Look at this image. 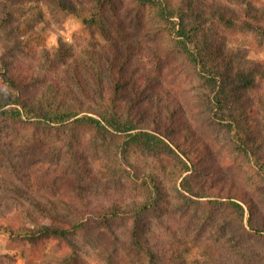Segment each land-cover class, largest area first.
<instances>
[{
    "label": "rangeland",
    "instance_id": "1",
    "mask_svg": "<svg viewBox=\"0 0 264 264\" xmlns=\"http://www.w3.org/2000/svg\"><path fill=\"white\" fill-rule=\"evenodd\" d=\"M252 1L115 0L119 30L115 25L118 19L111 18L103 28L94 27L88 33L81 15L63 10L53 0H0V89L4 88V61L10 65L28 61L38 67L57 50L72 53L69 59L81 56L84 49L98 52L107 43L104 30L116 49H124L125 44L133 48L136 64L179 99L197 136L207 143L196 148L189 136L185 141L190 151L195 148L199 154L194 160L199 161L201 174L191 176L183 171L182 156L177 152L132 145L129 135L134 130L113 132L109 127L112 142L108 136L102 139L90 130H79L81 144L77 145L78 139L65 131L66 127L53 124L35 141L29 138L30 123L0 117L4 151L0 153V224L33 227L38 222L73 218L89 222L86 229L68 239L42 238L35 243L0 231V264H245L263 254L262 241L247 236L240 226L224 223L233 209H223L220 201L225 198L215 192L222 183L214 178L211 185L208 178L212 175L211 153L213 163L222 162L225 178H236L246 187L254 201V214L264 211V167H259L264 162L246 161L234 134H229L226 124H216L206 106L208 97L214 95L211 85L216 80L225 85L224 77L231 71L253 69V86L238 91L240 100L229 98L228 102L237 103L240 117L248 114L251 120H259L251 127L264 137V112L253 113L250 108L257 103V94L264 93V34L247 24L246 16L232 19L228 26L218 24L213 14L229 8H264V0ZM71 3L85 11L90 6L88 0ZM194 7L205 20H196ZM7 11L10 17L1 21ZM191 29L197 30L195 45L181 40L186 30L193 32ZM19 40L24 41L23 53L13 48ZM145 40L153 49L165 51V57L160 56L162 62L140 49L137 42ZM204 46L206 54L201 51ZM203 54L204 68L200 63ZM127 85L131 89L130 83ZM140 109L122 116L119 129L140 120ZM162 125L160 131L166 132ZM122 143L128 145L126 153L117 148ZM79 147L86 153L83 173L74 153ZM199 192L203 196H197ZM110 204L125 208L149 205L141 228L145 247L132 243V221L127 215L114 219L110 228L92 222L95 210ZM248 215L245 206V218Z\"/></svg>",
    "mask_w": 264,
    "mask_h": 264
},
{
    "label": "trees",
    "instance_id": "2",
    "mask_svg": "<svg viewBox=\"0 0 264 264\" xmlns=\"http://www.w3.org/2000/svg\"><path fill=\"white\" fill-rule=\"evenodd\" d=\"M53 1L65 11L81 15L84 23L83 29L88 33H92L94 27L103 28L104 24H109L108 21L111 18L115 20L119 18L115 0H88L90 6L86 7V11L75 8L71 0ZM2 6L7 8L6 3H3ZM194 10L197 21L206 19L201 12L197 11L196 7ZM213 14L218 17V24L228 26L232 25V19L246 16L244 18L249 20L246 23L264 34V8L260 5L239 8L238 10L229 8L228 11ZM7 16L10 17L8 11L1 21H6ZM115 25L119 30V19ZM102 31L107 43L102 45L98 52H90L84 49V54L69 59L68 57L72 53L57 50L53 58L47 62L39 63L38 67H33L28 61L17 62V64L12 65L8 61H4L2 68L4 88L0 89V117L5 120L30 123L31 135L29 138H34L35 141L41 138L43 130L45 132L53 124L66 127L65 131L78 139L77 145L81 144V137L77 133L79 130H90L94 136L102 139H106L109 135V127L113 132L134 130L129 135L132 145L139 148L146 147L149 151L152 148L159 151L177 152L182 156L179 158L183 164V171L189 172L191 176H200V163L198 160H194L199 157V154L195 148L190 151L186 147L185 141L189 140V136L196 148H200L202 144L203 147H206L207 143H204L197 136L196 127L191 123L188 111L182 106L179 99L172 96L170 90L163 83L153 75L142 71V66L135 62L133 48L125 44L124 49L122 46L116 49L112 46V37L108 32ZM196 34L197 30L192 33H187L186 30L183 35L181 34V40L184 43L195 45ZM137 43L140 44L141 50L143 48L145 55L155 57L156 62L161 61L160 56L165 54L163 50L161 52V50L153 49L146 40ZM23 45L24 41L19 40L13 48L23 53L25 52ZM206 49L207 47H202V53H205ZM204 58V54L200 56V63L203 68L205 67ZM246 71L245 68L231 71L229 75L224 77L228 81L225 85L216 80L211 85L214 95L212 98L208 97L206 106L209 115L211 113L210 118L212 117L218 125L226 124L229 134H234L237 143L244 151H242V156L246 161L252 159L257 162L258 160L264 162L262 155L264 154V137L259 136L252 128L254 125H258L260 121L251 120L248 114L240 117L242 114L237 112V103L230 105L228 102L229 98L240 100L237 97L238 91L242 90L243 87L253 86V69L248 68ZM128 83L132 86L131 89L127 85ZM240 94L244 99H250L246 94ZM250 108H253V113H256L255 111L260 112V114L264 112V93L257 94V103L250 104ZM134 109L141 110L137 115L141 116V119H134L127 129H119L120 120L124 116H129ZM224 121L226 122L224 123ZM127 122L130 123V121ZM161 124H163V128H166V132L160 131ZM107 140L113 141L109 136ZM192 140L190 141L192 142ZM122 145L123 143L120 146L117 145V148L126 153L128 145L125 144L126 147ZM1 147L2 145H0V153H4ZM74 153L78 156V163L81 165V168L78 165L79 172L83 173L81 169L84 166L82 165H87L85 163L86 155H84L86 153L81 150V147L76 149ZM211 156L210 153L209 161L212 175L208 178L211 185L215 184L214 178L222 183V186L215 192L219 194L216 196L225 198L224 201H220V204L225 205L223 209L229 207L233 209V213L227 212L228 218L224 219V223L233 224L236 227L240 226L247 236H255L257 240L262 241L264 246V211L254 214V201L252 196H249L246 187L240 185L241 183L236 178H225L222 162L213 163ZM259 167L262 169L264 164ZM201 194L202 192H199L197 196H203ZM125 206L110 204L95 210L92 222L97 226L103 225L110 228L114 219L121 215H127L132 221L130 230L132 243L140 248L145 247L141 228L149 205H128L127 208ZM245 206L249 211L247 218L244 216ZM245 219H247L246 225L244 224ZM88 226L89 222L81 218H73L70 220H51L50 223L44 224L38 222L33 227L0 224V231L26 239L29 243H35L42 238L68 239ZM258 259L245 264H264V252Z\"/></svg>",
    "mask_w": 264,
    "mask_h": 264
}]
</instances>
